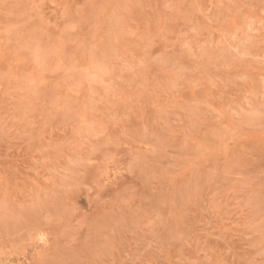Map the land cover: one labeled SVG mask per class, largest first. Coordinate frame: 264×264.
<instances>
[{
	"label": "rangeland",
	"instance_id": "rangeland-1",
	"mask_svg": "<svg viewBox=\"0 0 264 264\" xmlns=\"http://www.w3.org/2000/svg\"><path fill=\"white\" fill-rule=\"evenodd\" d=\"M0 264H264V0H0Z\"/></svg>",
	"mask_w": 264,
	"mask_h": 264
}]
</instances>
